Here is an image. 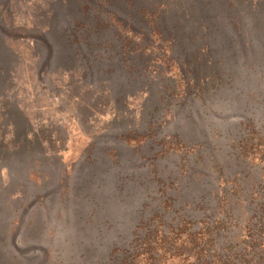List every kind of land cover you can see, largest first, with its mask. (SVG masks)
<instances>
[{"label": "trees", "instance_id": "16d2710c", "mask_svg": "<svg viewBox=\"0 0 264 264\" xmlns=\"http://www.w3.org/2000/svg\"><path fill=\"white\" fill-rule=\"evenodd\" d=\"M60 2L61 5L56 11L59 18L55 28H48L44 31L45 35L36 39L38 50L41 48V52L37 50V53L42 59V72L45 73L54 67L69 76L78 75V84L87 89L112 84L117 74L137 82L140 76L133 56H146L149 53L153 56L161 52L162 59L166 57L168 50L173 63L180 69L181 83L177 80L175 86L167 89L164 87L161 100L167 102V111L171 109L170 111L174 112L173 107L184 110L190 108L187 113L190 118H194L192 135L200 133L197 127L203 121L199 115L201 112L194 111L190 106L203 105L202 108H206L209 94L222 86L219 75L227 73L229 63L215 58L218 45L227 42L228 53L231 49L233 51L238 39L248 40L245 47L255 51L253 56L260 64L258 67H264V0ZM191 30L195 35L191 36ZM184 31H187V34H184ZM13 58L12 49L0 39V73H3L1 69ZM217 69L223 70V75L219 74ZM3 71L7 70L4 68ZM110 84L109 92L114 95L113 86ZM18 110L23 120L24 114ZM10 113L8 111L9 123L14 125L15 132L19 134L21 119ZM26 120L28 122L27 118ZM249 125L251 124L246 120L238 121V133L246 132ZM161 126L163 123L158 121L150 123L147 126V134L141 136V139L144 142L148 140L152 145L153 138L155 139ZM187 135V132H183L162 137V141L171 138L170 142L174 145V148L166 153L172 156L181 154V159L169 173L152 169L153 182H157L159 188L157 192L147 196L141 210L128 212L126 199L124 204L120 197L111 194V189L116 188L117 180L113 181L110 168L114 170L123 166L119 151L111 149L107 153V163L104 162L106 167L102 171L96 168L86 180L82 181L80 178L79 167L76 172L69 174L71 181L64 187L59 189L60 180L51 181L55 187L51 193L56 195L60 205L57 208L51 205L57 203L55 198L54 202L44 197L40 200L38 208L27 223V228H30L34 235L37 234V238H22V230L26 227L19 229L21 223L18 214L12 222L0 215V247L3 252L13 253L14 264H115V260L120 258L117 264H134L145 252H149L151 260L161 264V256L155 248L159 233L163 235L160 241L164 243L172 234L182 240V228L185 227V238L181 247L177 250L167 242L169 247L165 248L166 253L172 257L178 258V253L182 251L183 255L187 254L183 260L184 264L191 258L192 262L188 264H264L263 258H248L250 254L245 249L225 244L227 229L224 213L222 214L225 206H221L218 216L213 219L212 193L209 186V144L205 139L207 136L192 142L187 139ZM22 137L23 142H29L28 132ZM219 137L225 138L223 134H219ZM246 141V137L232 138L231 143L242 148ZM23 146L22 143L18 144L16 149L19 153L15 156L22 158V165L31 171L32 167L42 164V161L37 158L38 151L30 146ZM144 147L145 145L137 147L138 150L135 151L140 161H145L141 156ZM97 150L93 153L97 154ZM3 158L5 159L0 157ZM88 161L87 166L95 162V159L89 156ZM146 166L148 167L146 163L139 165L137 170L143 171ZM152 166L156 167L155 164ZM218 175L220 179H225L222 168ZM2 178L0 171V192L6 193L9 184ZM131 182L138 184L140 188L147 185L143 180L137 183L133 178ZM22 183L20 189L24 194L29 187L38 186L32 183L30 178ZM47 184L49 183L44 184L41 189L46 188ZM121 184L117 186L120 191L122 188L126 189V184ZM134 197L131 196L128 200L129 205ZM15 204L14 201L10 208L15 207ZM146 212L150 216L145 220L141 219L133 226V230H130L132 214ZM51 221L55 222L56 227ZM16 223L17 227L14 226ZM37 230L38 233L45 232V240L48 243L46 250L37 247L42 239V234L39 235ZM144 230H147L146 235L141 238L140 233ZM257 231L263 233L264 225ZM129 233L133 236L132 240L127 238ZM62 234L71 236L70 239L67 235L61 240V244H64L61 250L53 245V241L61 238ZM109 247L111 250L107 254ZM143 248L145 252H142ZM262 251L264 250L260 248L252 249L253 255L258 253L256 256L259 257ZM0 264L9 263H1L0 258Z\"/></svg>", "mask_w": 264, "mask_h": 264}, {"label": "rangeland", "instance_id": "374dc122", "mask_svg": "<svg viewBox=\"0 0 264 264\" xmlns=\"http://www.w3.org/2000/svg\"><path fill=\"white\" fill-rule=\"evenodd\" d=\"M60 1L0 0V39L12 49L14 56L1 69L3 73H0V157H5L0 159V171L2 180L9 184L8 192H0V215L12 222L18 214L21 225L16 223L14 226L21 230L26 227L22 230V238H37V234L34 235L27 228V223L43 197L54 202L56 195L51 192L55 187L51 181L60 180V189L71 181L69 174L76 172L79 167L80 178L82 181L86 180L96 168L102 171L106 167L107 153L111 149H117L123 161V166L114 170L110 168L113 181L117 180L116 188L111 189V194L120 197L124 204L126 199L128 212L141 210L147 196L157 192L159 188L158 183L153 182L152 169L169 173L181 159V154L172 156L166 153L174 145L170 142L171 138L162 141V137L187 132V139L194 142L206 135L205 139L209 144V186L213 219L218 216L221 206H225L222 212L227 229L225 244L245 249L250 254L248 258L264 259V251L260 257L256 256L258 253H252V249L264 250V231H257L264 225V67H258L260 64L253 56L255 51L245 47L248 40L238 39L229 54L226 52L227 42L218 45L215 58L229 63L227 73L223 75V70L217 69L223 75H219L222 86L209 94L206 108L203 109V105L190 106L194 111L201 112L199 115L203 121L197 127L200 133L192 135L194 118H190L187 113L190 108L184 110L173 107L174 112L171 109L167 111V102L161 100L164 87L167 89L175 86L177 80L181 83L180 69L173 63L168 50L166 57L162 59L161 52L153 56L150 53L146 56H133L140 78L133 82L124 75L117 74L115 81L109 83L113 86L114 95L109 92V84L87 89L78 84V75L69 76L54 67L42 72V59L37 53L41 52V48L38 50L36 39L45 35L44 31L48 28H55ZM193 30L190 31L191 36L195 35ZM4 68L7 71H3ZM18 109L24 114L23 120ZM8 111L15 118L21 119L19 134L15 132L14 125L9 123ZM241 119L251 125L246 132L238 133L237 123ZM154 121L163 123V126L151 145L148 140L144 142L141 136L147 134V126ZM27 132L29 142H23L22 135ZM219 134H223L225 138L221 139ZM243 137L247 141L242 148L231 143L232 138ZM19 143L38 151L37 158L42 164L32 167L31 171L22 165L23 159L15 156L19 153L16 149ZM143 145L145 147L142 148L141 156L145 161H140L135 151ZM231 146H235L234 149ZM96 149L97 154H94ZM89 156L94 157L95 162L87 166ZM145 163L148 167L143 171L137 170L139 165ZM152 164L156 167L153 168ZM221 168L224 180L218 175ZM27 178L38 186L29 187L24 194L20 186ZM132 178L137 183L143 180L147 185L140 188L138 184L131 182ZM46 183H49L47 187L41 189ZM119 184H126V189H117ZM131 196L135 197L129 205ZM14 201L15 207L10 208ZM55 202L57 203L51 205L57 208L60 204L56 198ZM149 216L147 212L132 214L130 230L141 219L145 220ZM51 224L56 227L54 221ZM184 228L182 235L185 238ZM146 231L140 233L141 238L146 235ZM38 234H42V239L37 247L46 250L48 243L45 232ZM67 235L62 234L61 238L53 241V245L62 250L64 244H61V240ZM70 236L68 235L69 239ZM162 236L159 233V241L155 247L161 256V264H184L187 254L183 255V251L178 253V258L165 251L169 244L178 250L184 238L181 240L172 234L167 244L160 241ZM127 238L132 240L133 236L129 233ZM109 248L107 254L111 250ZM143 250L145 248L142 249L145 252ZM0 258L1 263L14 264L13 253L3 252L1 247ZM120 259L115 260V264ZM191 260L192 258L186 264ZM134 264L159 263L151 260L149 252H145Z\"/></svg>", "mask_w": 264, "mask_h": 264}]
</instances>
